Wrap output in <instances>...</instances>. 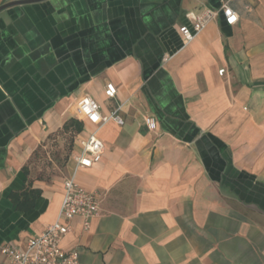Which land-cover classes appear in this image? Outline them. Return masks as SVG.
Instances as JSON below:
<instances>
[{
  "label": "crops",
  "instance_id": "obj_1",
  "mask_svg": "<svg viewBox=\"0 0 264 264\" xmlns=\"http://www.w3.org/2000/svg\"><path fill=\"white\" fill-rule=\"evenodd\" d=\"M226 2L238 22L220 14L184 44L187 16ZM88 97L124 125L77 118ZM63 128L74 138L64 177L34 178L36 151ZM91 133L105 151L80 169L74 157ZM67 179L99 202L90 229L75 217L61 243L81 264H264V0H45L2 10L0 248L26 249L59 220ZM24 188L40 191L28 211L11 199ZM0 264L11 263L0 253Z\"/></svg>",
  "mask_w": 264,
  "mask_h": 264
},
{
  "label": "built area",
  "instance_id": "obj_2",
  "mask_svg": "<svg viewBox=\"0 0 264 264\" xmlns=\"http://www.w3.org/2000/svg\"><path fill=\"white\" fill-rule=\"evenodd\" d=\"M220 14L224 16L229 26L235 25L239 20L236 11L228 2L224 3L218 10L205 9L198 15H188L191 26L183 25L179 28L184 44L192 42ZM224 72L223 69L219 73L223 75ZM116 95V86L112 83L107 84L105 96L114 98ZM74 114L77 118L86 120L95 126L109 121L124 125L123 119L115 111L106 116L102 115L100 104L91 97L78 105ZM146 123L150 130H156L157 125L154 119L146 118ZM81 148V153L74 157L78 168L89 169L102 160L105 146L95 133H91L87 138L81 140ZM98 212L97 194L85 190L72 179H67L64 182V200L59 220L49 224L42 233L29 239L26 249L7 244L0 248V253L6 256L11 264H81L79 250H66L62 248L61 243L63 238L71 232L72 220L75 217H81L84 228L88 230Z\"/></svg>",
  "mask_w": 264,
  "mask_h": 264
},
{
  "label": "rangeland",
  "instance_id": "obj_3",
  "mask_svg": "<svg viewBox=\"0 0 264 264\" xmlns=\"http://www.w3.org/2000/svg\"><path fill=\"white\" fill-rule=\"evenodd\" d=\"M73 142L70 128L51 133L42 141L31 161L32 176L42 177L48 181L64 177L65 168L73 150Z\"/></svg>",
  "mask_w": 264,
  "mask_h": 264
},
{
  "label": "trees",
  "instance_id": "obj_4",
  "mask_svg": "<svg viewBox=\"0 0 264 264\" xmlns=\"http://www.w3.org/2000/svg\"><path fill=\"white\" fill-rule=\"evenodd\" d=\"M75 126L76 131H81L82 124L73 120L71 122V126ZM26 171V168H24ZM40 195V191L36 190H30L28 188H24L20 192H14L11 194V199L15 206L19 210L28 211L32 209L35 206V202L38 199Z\"/></svg>",
  "mask_w": 264,
  "mask_h": 264
},
{
  "label": "water",
  "instance_id": "obj_5",
  "mask_svg": "<svg viewBox=\"0 0 264 264\" xmlns=\"http://www.w3.org/2000/svg\"><path fill=\"white\" fill-rule=\"evenodd\" d=\"M40 1H45V0H21V1L11 2V3L5 4L3 6H0V12L4 9L11 7V6L28 4V3H37Z\"/></svg>",
  "mask_w": 264,
  "mask_h": 264
}]
</instances>
